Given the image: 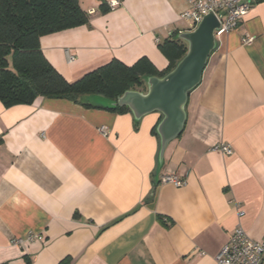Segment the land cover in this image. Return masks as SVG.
Returning a JSON list of instances; mask_svg holds the SVG:
<instances>
[{"label":"crops","instance_id":"0c3cea01","mask_svg":"<svg viewBox=\"0 0 264 264\" xmlns=\"http://www.w3.org/2000/svg\"><path fill=\"white\" fill-rule=\"evenodd\" d=\"M111 1L79 0L86 25L40 38L67 82L114 59L163 71L158 44L189 29L186 0ZM242 1L250 8L216 36L160 166L157 112L136 124L65 100L0 102V264H215L237 226L264 241V0ZM220 144L232 154L211 151ZM29 233L43 241L16 243Z\"/></svg>","mask_w":264,"mask_h":264},{"label":"trees","instance_id":"16d2710c","mask_svg":"<svg viewBox=\"0 0 264 264\" xmlns=\"http://www.w3.org/2000/svg\"><path fill=\"white\" fill-rule=\"evenodd\" d=\"M87 23L88 16L80 8L79 0H0V102L12 107L43 97L85 108L130 113L126 107L97 106L91 98L115 101L125 91H144L146 77L165 76L186 53L184 42L166 40L158 44L168 61L163 71H158L145 57L132 66L114 59L74 82H67L44 57L40 38Z\"/></svg>","mask_w":264,"mask_h":264},{"label":"water","instance_id":"95a60500","mask_svg":"<svg viewBox=\"0 0 264 264\" xmlns=\"http://www.w3.org/2000/svg\"><path fill=\"white\" fill-rule=\"evenodd\" d=\"M219 29L220 24L216 16L208 13L193 30L175 35V40L185 43L186 53L165 76L146 77L144 91H125L115 101L102 97L91 98V101L100 107H126L135 123L145 115L159 113L161 119L155 128L159 140V166L168 144L183 132L188 95L200 84L208 58L216 47L215 32Z\"/></svg>","mask_w":264,"mask_h":264},{"label":"built area","instance_id":"2783aa9c","mask_svg":"<svg viewBox=\"0 0 264 264\" xmlns=\"http://www.w3.org/2000/svg\"><path fill=\"white\" fill-rule=\"evenodd\" d=\"M188 10L184 11L180 18L189 23V29L193 30L202 18L208 13H213L219 21L220 29L215 32L216 36L235 28L238 22L247 14L250 4L242 0H186ZM119 5L117 0L109 3L110 8ZM92 13V12H91ZM253 37L245 36L241 39L243 45H250ZM67 62H73L74 56L66 52ZM99 132L105 134V129L100 128ZM213 152L224 155H231L232 150L228 145L220 144L211 148ZM162 182L171 184L176 188L186 185L174 175L162 177ZM43 237L29 233L24 239H17L16 243L41 242ZM215 264H264V241L252 240L240 226H237L231 233L228 241L224 244L214 257Z\"/></svg>","mask_w":264,"mask_h":264},{"label":"rangeland","instance_id":"374dc122","mask_svg":"<svg viewBox=\"0 0 264 264\" xmlns=\"http://www.w3.org/2000/svg\"><path fill=\"white\" fill-rule=\"evenodd\" d=\"M187 29V28H186Z\"/></svg>","mask_w":264,"mask_h":264}]
</instances>
